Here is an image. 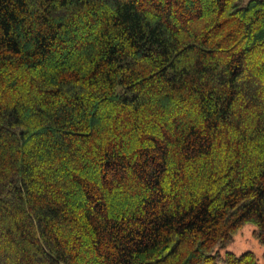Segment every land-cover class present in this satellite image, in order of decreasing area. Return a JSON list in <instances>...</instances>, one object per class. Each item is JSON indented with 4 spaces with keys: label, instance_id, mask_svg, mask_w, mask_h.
Here are the masks:
<instances>
[{
    "label": "trees",
    "instance_id": "1",
    "mask_svg": "<svg viewBox=\"0 0 264 264\" xmlns=\"http://www.w3.org/2000/svg\"><path fill=\"white\" fill-rule=\"evenodd\" d=\"M264 0H0V264H263Z\"/></svg>",
    "mask_w": 264,
    "mask_h": 264
},
{
    "label": "rangeland",
    "instance_id": "2",
    "mask_svg": "<svg viewBox=\"0 0 264 264\" xmlns=\"http://www.w3.org/2000/svg\"><path fill=\"white\" fill-rule=\"evenodd\" d=\"M254 228L255 226L251 222L243 223L232 238L225 245L218 248L219 252L230 250L234 253H240L244 250H251L257 255L260 262L264 264V246L258 242L253 234ZM217 264L223 263L219 261Z\"/></svg>",
    "mask_w": 264,
    "mask_h": 264
}]
</instances>
